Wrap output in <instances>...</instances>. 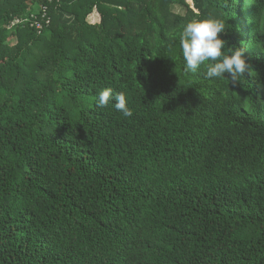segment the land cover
I'll list each match as a JSON object with an SVG mask.
<instances>
[{
    "label": "trees",
    "instance_id": "trees-1",
    "mask_svg": "<svg viewBox=\"0 0 264 264\" xmlns=\"http://www.w3.org/2000/svg\"><path fill=\"white\" fill-rule=\"evenodd\" d=\"M208 15L240 84L185 71ZM0 264H264V0H0Z\"/></svg>",
    "mask_w": 264,
    "mask_h": 264
},
{
    "label": "clouds",
    "instance_id": "clouds-1",
    "mask_svg": "<svg viewBox=\"0 0 264 264\" xmlns=\"http://www.w3.org/2000/svg\"><path fill=\"white\" fill-rule=\"evenodd\" d=\"M224 32V20L212 15L189 21L179 37L186 62L185 71L196 73L204 66L206 76L210 79L225 78V73H228L229 81L234 86L240 84V78L246 72L252 74V65L244 57L242 48H229V54L225 53L227 41L220 35ZM112 99L113 90L105 88L99 92L98 106L106 108ZM115 100V109L122 112L124 117L130 118L133 112L127 106L125 94L116 93Z\"/></svg>",
    "mask_w": 264,
    "mask_h": 264
},
{
    "label": "built area",
    "instance_id": "built-area-1",
    "mask_svg": "<svg viewBox=\"0 0 264 264\" xmlns=\"http://www.w3.org/2000/svg\"><path fill=\"white\" fill-rule=\"evenodd\" d=\"M46 15V10L44 9V11H43V17H46L45 16ZM27 23H30V25L31 26H35L37 29H41L42 27H43V23H41V22H39V21H37V20H35V18L34 19H29V17L28 18H26V19H20V18H17V19H15L14 21H13V23H12V25H19L20 24V26L22 25H25V24H27ZM46 23L47 24H49L50 23V18H47L46 19Z\"/></svg>",
    "mask_w": 264,
    "mask_h": 264
},
{
    "label": "crops",
    "instance_id": "crops-1",
    "mask_svg": "<svg viewBox=\"0 0 264 264\" xmlns=\"http://www.w3.org/2000/svg\"><path fill=\"white\" fill-rule=\"evenodd\" d=\"M96 12H97V15H96ZM93 18H94V22L93 23H96V22L100 21V14H99L98 11H96V9L93 11V13L91 15H89V20L93 19Z\"/></svg>",
    "mask_w": 264,
    "mask_h": 264
},
{
    "label": "rangeland",
    "instance_id": "rangeland-1",
    "mask_svg": "<svg viewBox=\"0 0 264 264\" xmlns=\"http://www.w3.org/2000/svg\"><path fill=\"white\" fill-rule=\"evenodd\" d=\"M176 11L177 12H182V11H184V9H180V8H176ZM95 14V13H94ZM96 15H97V12H96ZM90 21L91 22H94V18L93 19H90ZM17 42V39L16 38H14V39H12V44H15Z\"/></svg>",
    "mask_w": 264,
    "mask_h": 264
}]
</instances>
